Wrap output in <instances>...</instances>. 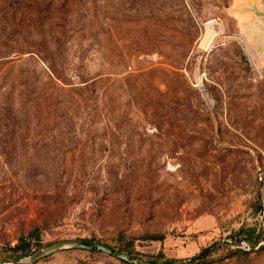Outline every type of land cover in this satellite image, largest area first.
<instances>
[{"label": "rangeland", "instance_id": "obj_1", "mask_svg": "<svg viewBox=\"0 0 264 264\" xmlns=\"http://www.w3.org/2000/svg\"><path fill=\"white\" fill-rule=\"evenodd\" d=\"M77 240L264 264V0H0V263Z\"/></svg>", "mask_w": 264, "mask_h": 264}, {"label": "water", "instance_id": "obj_2", "mask_svg": "<svg viewBox=\"0 0 264 264\" xmlns=\"http://www.w3.org/2000/svg\"><path fill=\"white\" fill-rule=\"evenodd\" d=\"M226 243L231 244L230 241H226ZM242 245H243V248L250 250V248L247 244L243 243ZM261 245H264V242L259 244L258 247H260ZM62 249H77V250H84V251H96V252H99V253H102V254H105L108 256H113V257L117 258L118 260H121L124 262H130V263L134 260V258H131L127 254L115 252L109 247L102 246V245H94V244H92V245L84 244L82 240H77V241L57 242V243L48 245V246L38 250L37 252H34L32 254H28L27 256H22L18 259H14L10 262L0 263V264H22L24 262L34 263L35 261L41 259L42 257H44L50 253H53L55 251L62 250ZM207 251L208 250H206V251L202 252L201 254L193 257L192 259H190L187 262V264L194 263L202 255L206 254ZM141 264H148V263L142 262Z\"/></svg>", "mask_w": 264, "mask_h": 264}, {"label": "trees", "instance_id": "obj_3", "mask_svg": "<svg viewBox=\"0 0 264 264\" xmlns=\"http://www.w3.org/2000/svg\"><path fill=\"white\" fill-rule=\"evenodd\" d=\"M149 239L152 240V241H160L162 238L161 237H157V236H150ZM82 241H83L84 244H90V245L96 244L93 241H86V240H82ZM26 247H27V244L25 243V240L24 239H20L19 240V244L15 248H13L12 251L25 255V253H27V248ZM109 248H111V247H109ZM112 250H114V249H112ZM260 251H262L264 253V246L260 249ZM122 252L127 253L124 250H122ZM172 263H173L172 260H165L163 262V264H172ZM192 264H207V263L205 262V257H203V258L198 259L197 262H194Z\"/></svg>", "mask_w": 264, "mask_h": 264}]
</instances>
